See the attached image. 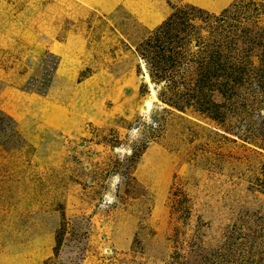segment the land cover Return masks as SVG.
Masks as SVG:
<instances>
[{
	"label": "rangeland",
	"instance_id": "rangeland-1",
	"mask_svg": "<svg viewBox=\"0 0 264 264\" xmlns=\"http://www.w3.org/2000/svg\"><path fill=\"white\" fill-rule=\"evenodd\" d=\"M0 264H264V0H0Z\"/></svg>",
	"mask_w": 264,
	"mask_h": 264
}]
</instances>
